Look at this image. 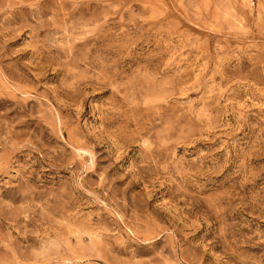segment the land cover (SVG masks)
Here are the masks:
<instances>
[{"label": "rangeland", "instance_id": "obj_1", "mask_svg": "<svg viewBox=\"0 0 264 264\" xmlns=\"http://www.w3.org/2000/svg\"><path fill=\"white\" fill-rule=\"evenodd\" d=\"M0 264H264V0H0Z\"/></svg>", "mask_w": 264, "mask_h": 264}]
</instances>
